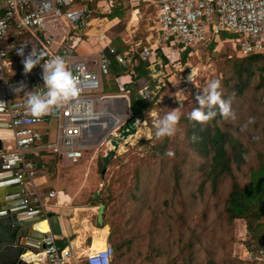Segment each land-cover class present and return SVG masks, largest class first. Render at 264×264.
Returning a JSON list of instances; mask_svg holds the SVG:
<instances>
[{"label": "rangeland", "instance_id": "obj_1", "mask_svg": "<svg viewBox=\"0 0 264 264\" xmlns=\"http://www.w3.org/2000/svg\"><path fill=\"white\" fill-rule=\"evenodd\" d=\"M93 3L97 14L91 16L90 26L82 32L85 35H80L86 44L77 47L78 60L95 66L97 37L103 33L125 52L155 48L158 26L154 11H147L139 23L132 24L127 13L111 20L106 4L99 0ZM114 20L117 22H111ZM52 26L55 25L48 24L47 30L56 41L61 30H68ZM227 37L230 36H221ZM158 53L156 65L149 68V83L142 82V90L137 92L147 101L154 100L151 110L142 120L135 119L138 122L134 127L126 129L132 121L129 94H101L128 98L125 117L122 115L121 125L112 131L115 137H108L110 145L92 146L76 165L44 159V187L40 192H64L73 199L69 206L72 210L94 208L79 213L80 221L90 222L89 229H83L87 236L101 229V209L100 227H107L109 235L111 229L106 224H113L111 245L122 244L115 252L114 264H246V226L240 221L230 223L225 208L233 182L245 186L250 169L257 167L258 153L264 158V58H240L233 44L222 40L213 49L205 46L191 50L185 63L180 54L172 62L166 59L164 64L162 52ZM134 64L130 62L126 68L132 70ZM112 80L111 75L103 79L102 92L112 90ZM211 80L220 81L222 99L230 102L235 119L222 117L214 106L215 123L213 119L200 122L199 131L216 125L247 150L245 164L240 169L233 164L231 174L215 188L208 175L211 154L204 156L195 149L191 123L196 121L188 118L191 110L198 107L195 96ZM144 85L147 87L143 89ZM105 105L113 109L109 100L99 109ZM170 111L179 117L175 131L170 136L157 137L156 122ZM106 135L102 131L95 139ZM50 229L59 237L54 219ZM85 238L89 245L90 237Z\"/></svg>", "mask_w": 264, "mask_h": 264}, {"label": "built area", "instance_id": "obj_2", "mask_svg": "<svg viewBox=\"0 0 264 264\" xmlns=\"http://www.w3.org/2000/svg\"><path fill=\"white\" fill-rule=\"evenodd\" d=\"M93 1L96 0H0V122L9 128L8 136H0V156L6 160V167H16L26 175L28 185L36 175L35 161L51 158L76 165L92 146L108 145V137H115L107 131V125L113 127V123L100 125L103 115L109 110L122 116L129 102L126 96L101 95L102 80L110 76L112 63L125 66L138 56L142 62L154 64L159 50L172 62L187 49L208 46L223 34L233 37L230 42L240 58L264 54V0H99L108 6L107 15L122 7L132 24L139 23L147 11H154L158 38L155 48L121 53L103 33L98 37L102 50L92 71L76 56L83 42L80 35H85L82 32L90 26L91 16L97 14ZM48 24L55 25L53 29L58 25L68 30H61L56 41L47 30ZM21 45L24 56L31 51L44 53L41 64L28 73L23 71L24 56L17 55ZM55 56L63 57L72 71L78 94L36 119L27 110L29 91L37 94L45 90L42 64ZM119 91L123 93L124 89ZM105 100L112 103L113 109L106 105L99 109ZM102 131L108 135L96 140ZM32 194L40 204L35 188ZM56 195L49 192L47 196ZM43 220L49 225L44 215L34 226ZM39 233L43 234L39 254L42 264H114V249L107 238L102 250L91 252L90 247L84 254L71 244L59 247L50 225L48 232ZM244 250L246 264H264V250L255 255Z\"/></svg>", "mask_w": 264, "mask_h": 264}, {"label": "trees", "instance_id": "obj_3", "mask_svg": "<svg viewBox=\"0 0 264 264\" xmlns=\"http://www.w3.org/2000/svg\"><path fill=\"white\" fill-rule=\"evenodd\" d=\"M124 12L122 7L115 8L111 15L108 16L111 20L118 19ZM105 18L104 16H101ZM228 35V34H225ZM225 41L233 40V37L220 38ZM215 42L208 45L211 49L215 47ZM112 45L115 47L114 42ZM117 48V47H115ZM119 52H125V49L117 48ZM191 50L187 49L182 54V62L185 63L186 57ZM164 64L167 60L160 55ZM250 60L263 59L264 54L249 56ZM132 62H136L132 67V70H128L125 66H120L116 63H112L110 68V75L113 80L111 85L112 90H104L103 94H118L119 88L115 80L121 76H131V82L124 86V91L129 94L130 98V110L132 113V121L135 119H143V115L149 112L154 104V100L147 101L143 96L138 95V91L141 83H149L150 81V64L148 62H142L138 56H134ZM108 87L107 85H104ZM147 86L144 85L143 89ZM213 123H215V118ZM191 131L194 135V147L202 155L211 154L208 173L211 179L212 185L215 188L218 182L225 176L230 175L232 171V165L235 164L240 169L246 161V149L235 138L231 137L229 133L221 131L216 125L210 129L199 131L198 127L200 122L191 123ZM194 124V125H193ZM196 132H194V130ZM257 167L250 169L248 174V183L245 186H240L238 183L233 182L231 190L226 200L225 213L228 221L233 223L235 221L243 222L246 226V239L243 243L244 248L252 255L257 254L259 251L264 250V158L261 153L257 155ZM54 161V159H52ZM36 168L41 164V161H35ZM53 163V162H50ZM54 215L49 214L48 217L52 218ZM110 227L111 231L108 235L107 241L111 245L113 237L115 236V230L113 224H106ZM98 228H102L98 226ZM56 243L59 247H65L59 240L56 239ZM76 244H78L76 242ZM122 244H113L114 253H118ZM115 259V256H114Z\"/></svg>", "mask_w": 264, "mask_h": 264}, {"label": "clouds", "instance_id": "obj_4", "mask_svg": "<svg viewBox=\"0 0 264 264\" xmlns=\"http://www.w3.org/2000/svg\"><path fill=\"white\" fill-rule=\"evenodd\" d=\"M17 55L24 56V45H21L17 50ZM43 57V52L37 54L31 51L22 60L23 71L25 73L30 72L35 66L41 64ZM42 80L45 90L37 94H31V91H29L30 94L26 101L28 112L36 119L47 114L52 107L60 106L63 102L78 94L77 81L61 56L50 58L42 64ZM219 89V80L209 81L207 87L195 96L198 107L191 110L188 118L197 122H207L217 115V112L212 110L216 106L222 117L235 119V113L231 108L230 102L222 99ZM178 119L176 112L170 111L166 113L157 120L155 135L157 137L172 135ZM168 154L171 155L172 153Z\"/></svg>", "mask_w": 264, "mask_h": 264}, {"label": "water", "instance_id": "obj_5", "mask_svg": "<svg viewBox=\"0 0 264 264\" xmlns=\"http://www.w3.org/2000/svg\"><path fill=\"white\" fill-rule=\"evenodd\" d=\"M112 99L119 100L120 97H113ZM137 122L138 120L131 121L126 129L134 127ZM7 129H9L8 126L0 122V130ZM111 144L116 145L114 142ZM1 151L2 143L0 141ZM8 171L13 175L16 174L15 168L6 167V160L0 156V175ZM16 183L20 184L21 189L16 195L8 194L5 196L4 203L7 205L3 206L0 200V264H34L33 260L24 257L27 254L39 256L43 249V234L34 228V224L43 219V209L33 194L28 192L26 187V184H29L28 180L25 183L18 179L7 182L2 177L0 178V187H7ZM20 198L21 201H19ZM100 213L102 214L101 209ZM101 214L98 216L100 226L102 225Z\"/></svg>", "mask_w": 264, "mask_h": 264}, {"label": "crops", "instance_id": "obj_6", "mask_svg": "<svg viewBox=\"0 0 264 264\" xmlns=\"http://www.w3.org/2000/svg\"><path fill=\"white\" fill-rule=\"evenodd\" d=\"M111 22H117V21L114 20ZM97 42H98V37H97ZM82 44H86V43L82 42L81 45ZM101 50H102V45L99 44V47L97 50V55L99 54V52ZM156 61L157 60H155L154 64H150V66H152V65L155 66L157 63ZM83 62H86L88 64V67L90 68V70L95 71V69H96L95 66H93L94 67L93 68L92 66L89 65V62H87V61H83ZM115 82H116L119 90H120V88L124 89V86L128 85L131 82V76H129V75L121 76V77L117 78L115 80ZM101 94H103V92ZM46 159L49 161L51 158H46ZM14 168H15L16 174L13 175L11 172L8 171V172L2 173L0 175V178L2 177L4 179V181H7V182L18 179V180H22L25 183L26 180H28L26 175L24 173L20 172L18 170V168H16V167H14ZM44 168H45V161L41 160V164L38 166L37 171H36V175H35L36 178L33 179V182L31 185L26 184V187L28 188V192L30 194L33 193L34 188H35V191L37 192V194L39 195V197L41 199L40 207L43 209V216L44 215L48 216L49 214L54 215L52 218L48 217V219H49V225L52 223V219H54L57 223L58 236L59 237L55 236L56 239L59 240L60 243L65 245V246L71 244L72 246L78 247L79 248L78 251L81 253H84V254L88 253V251L90 250V247H92L90 251L100 249L101 247L99 245L97 238L102 235L101 231L107 227H103L101 229L96 228V229H94V231L90 235L87 236V234L84 233L83 229L84 228L89 229V223L90 222L88 219H84L83 221H80L81 219L79 218L81 215V214H79L80 212H87L89 210L94 211L95 209L94 208H92V209L74 208L72 210L69 206L73 202V199L70 198V196L66 195L64 192L59 191V190L58 191L57 190H55V191L51 190L50 191V192L57 193V195L54 198H48L47 195L49 192L47 193V195H44L43 193H41L40 188L44 187V177L42 175L43 174L42 170ZM20 189H21V186H20V184H17V183L15 185L14 184L8 185L7 187H0V200H1L2 205L3 206L7 205V203H4L6 195H8V194H11L12 196L16 195ZM61 194L66 196L67 200H64L63 198H61V196H60ZM19 201H21V198L19 199ZM65 210H68L67 214L65 213ZM49 225L46 222V226L44 228H41V227L38 228V225L34 226V228L41 229L43 231L46 228L47 232H48L49 231ZM80 228H82V229H80ZM85 237H90L91 242L89 245L86 244V238ZM106 238H108V234H107ZM76 242L78 244H76Z\"/></svg>", "mask_w": 264, "mask_h": 264}, {"label": "bare ground", "instance_id": "obj_7", "mask_svg": "<svg viewBox=\"0 0 264 264\" xmlns=\"http://www.w3.org/2000/svg\"><path fill=\"white\" fill-rule=\"evenodd\" d=\"M192 76V75H191ZM121 98V97H120ZM107 110V109H106ZM124 116V115H123ZM123 116H121V115H119V114H117V113H113V112H111V111H107V112H105L104 113V115H103V121H105V122H101V126L102 125H107V123H109V122H111V123H113L114 124V128L113 127H110L109 125H107V131L109 130V132L111 133L114 129H115V127L118 125V124H120L121 122H122V120H123V118L125 117H123ZM106 123V124H105ZM111 128V129H110ZM9 135V133H8V131L7 130H0V136H8ZM108 145H110V144H108ZM123 148V147H122ZM61 196V198H63L64 200H67V198H66V196H64V195H60ZM37 226V225H36ZM46 226V222H45V220H43L42 222H40L39 224H38V228H44ZM35 230L36 231H39V232H47V229L45 228L44 229V231L43 230H41V229H36L35 228ZM101 236H99L98 238H97V240H98V242H99V245H100V249H96V250H93V251H91V252H94V251H100V250H102L103 248H104V245H105V239H106V237H107V234H108V228H105V229H103L102 231H101ZM25 259H29V260H33V263L34 264H41V261L43 260V258H42V256L40 255V256H31V255H29V254H27V255H25V257H24Z\"/></svg>", "mask_w": 264, "mask_h": 264}]
</instances>
